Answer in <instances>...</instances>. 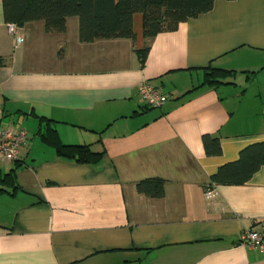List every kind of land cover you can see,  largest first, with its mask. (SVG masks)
I'll return each mask as SVG.
<instances>
[{
    "label": "crops",
    "instance_id": "obj_1",
    "mask_svg": "<svg viewBox=\"0 0 264 264\" xmlns=\"http://www.w3.org/2000/svg\"><path fill=\"white\" fill-rule=\"evenodd\" d=\"M143 44L141 68L128 38L82 42L76 16L63 32L39 20L10 33L0 0V125L27 134L15 160L0 158L22 187L0 194V264H264L239 243L264 219V166L204 195L220 165L264 140V0H216L176 30L139 36ZM208 64L236 72L199 86ZM144 79L167 93L162 107H145ZM38 116L103 158L58 156L39 138ZM203 134L220 137L221 155H206ZM146 178L164 180L162 197L138 191Z\"/></svg>",
    "mask_w": 264,
    "mask_h": 264
},
{
    "label": "trees",
    "instance_id": "obj_2",
    "mask_svg": "<svg viewBox=\"0 0 264 264\" xmlns=\"http://www.w3.org/2000/svg\"><path fill=\"white\" fill-rule=\"evenodd\" d=\"M215 1L2 0V12L6 24L22 26L28 22L41 20L44 22L47 32L58 33L66 29L68 17L76 16L79 20V38L82 42L104 38H128L132 40L133 50L140 67L143 68L148 59L150 46L148 44L137 45L139 36L152 40L162 32L176 30L180 23L210 12L214 8ZM136 15H139L141 24L140 35L135 30ZM63 55L64 46H60L57 56L62 58ZM235 72L234 69L208 64L203 68V77L199 86L207 84L215 87L220 83L230 82V78L234 76ZM146 80L153 84L148 79ZM153 86L160 93L167 95L156 85L153 84ZM197 88L194 86L188 92ZM145 107L149 108L150 106L145 102ZM37 119L39 138L43 143L52 147L58 156L87 164L96 163L103 158L104 149L95 151L90 147V144L65 143L56 128V120L45 116H38ZM202 144L207 156L222 154L219 136L203 134ZM262 166H264V140L243 147L235 160L223 163L210 175V182L214 185L246 184ZM16 171L17 167H13L5 173L0 170V194H15L22 189L18 184ZM137 189L147 196L162 197L164 180L161 178L142 179L137 183Z\"/></svg>",
    "mask_w": 264,
    "mask_h": 264
},
{
    "label": "built area",
    "instance_id": "obj_3",
    "mask_svg": "<svg viewBox=\"0 0 264 264\" xmlns=\"http://www.w3.org/2000/svg\"><path fill=\"white\" fill-rule=\"evenodd\" d=\"M6 25L10 33L15 32V24ZM138 93L150 107H160L167 100V95L160 93L146 79L139 83ZM26 137L27 134L24 128L14 129L0 125V158L8 161L15 160L18 156L19 148L26 140ZM204 195L206 198L215 197L216 188L213 183L208 182L204 186ZM239 243L246 247L257 249L264 254V219H252L251 225L243 230Z\"/></svg>",
    "mask_w": 264,
    "mask_h": 264
},
{
    "label": "rangeland",
    "instance_id": "obj_4",
    "mask_svg": "<svg viewBox=\"0 0 264 264\" xmlns=\"http://www.w3.org/2000/svg\"><path fill=\"white\" fill-rule=\"evenodd\" d=\"M139 21H140V20H139V15H136V16H135V25H136V27L139 26ZM248 94H249V96H250V95H252V92L249 91ZM141 102L144 104L143 101H141Z\"/></svg>",
    "mask_w": 264,
    "mask_h": 264
}]
</instances>
